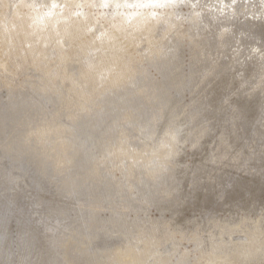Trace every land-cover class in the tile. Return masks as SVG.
I'll use <instances>...</instances> for the list:
<instances>
[{"label":"clouds","instance_id":"9594fccd","mask_svg":"<svg viewBox=\"0 0 264 264\" xmlns=\"http://www.w3.org/2000/svg\"><path fill=\"white\" fill-rule=\"evenodd\" d=\"M0 264H264V0H0Z\"/></svg>","mask_w":264,"mask_h":264}]
</instances>
